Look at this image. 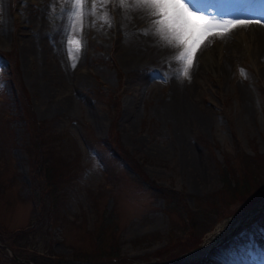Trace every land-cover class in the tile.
Listing matches in <instances>:
<instances>
[{"label": "rangeland", "instance_id": "rangeland-1", "mask_svg": "<svg viewBox=\"0 0 264 264\" xmlns=\"http://www.w3.org/2000/svg\"><path fill=\"white\" fill-rule=\"evenodd\" d=\"M230 1L254 11L248 14L253 20L263 13L264 0H209L204 2L208 20L231 22ZM94 3L96 11L75 31L80 25L69 28L71 21L62 14L66 0H0V51L15 54L35 121L58 134L60 152H78L80 166L77 177L62 185L58 203L43 202L36 224L17 231L30 226L35 208L22 147L24 120H7L21 116L22 109L9 79L10 63L0 58V182L5 185L0 188V264L4 259L32 264L33 252L64 259L75 252L90 256L113 241L126 264L172 241L181 242L173 253L183 254L169 264H264V227L261 243L246 228L252 208H262L257 216L264 213V199L243 208L226 191L219 171L228 164L241 176L242 154L264 155V51L258 58L250 45L238 42L235 58L226 62L212 46L191 80L184 69L175 70L183 45L174 39L176 46L166 51L154 45L155 39L168 43L155 31L158 16L144 12L141 18L118 0L106 7ZM106 12L111 26L100 18ZM223 31L214 28L206 35ZM73 36L81 42L78 52L67 43ZM113 117L129 161H116L117 151L105 150ZM214 202L228 205L214 211L209 206ZM186 207H202L208 215L184 227ZM210 241L215 245L206 248Z\"/></svg>", "mask_w": 264, "mask_h": 264}, {"label": "trees", "instance_id": "trees-1", "mask_svg": "<svg viewBox=\"0 0 264 264\" xmlns=\"http://www.w3.org/2000/svg\"><path fill=\"white\" fill-rule=\"evenodd\" d=\"M0 58L6 59L10 63L11 77L9 78L15 88H16V99L20 104L22 109L21 116H11L6 115L7 120L19 119L24 120V130L27 132L26 140H24L22 147L27 156V165L29 171V177L31 181V192L30 200L35 208V218L31 222L30 226L22 230H17L23 232L26 229L33 227L36 222L39 220V211L42 207V203H52L56 204L60 198V190L63 184H67L71 181L74 176L80 170L79 166V153L78 152H68L62 153L59 151V145L57 141L59 140L58 134L51 133L49 130L42 127V123L35 121L30 101L28 99L26 90L21 84V81L18 76L16 56L13 51L2 52L0 51ZM2 117V115H1ZM116 118L113 117V120L110 124V129L107 135L106 141L109 142V147L106 149L116 150L120 157L119 160L123 162L124 160L129 161L127 151L123 150L121 145L118 143V137L116 135ZM242 154V153H241ZM242 156L238 161L237 167L240 169L242 175L234 173V167H226L219 169L220 174H222L221 180L227 192H232V197L236 198L240 203L245 204L248 208L252 206L254 202L258 203L260 198L264 199V155L255 154L254 157ZM253 163L254 169H251L247 164ZM138 172L143 175L142 170L137 169ZM228 172L233 173L234 177L231 179L227 176ZM75 177V178H76ZM226 177V178H224ZM0 188H5V185L0 182ZM169 193L178 192L176 190L170 189L167 190ZM256 194L251 199L246 200L247 194ZM171 197L166 196V199ZM173 199V198H172ZM175 199V198H174ZM264 202V201H263ZM94 205L97 204L95 197L93 198ZM183 204V203H182ZM215 202L209 203V206L213 208L214 211L223 210L225 206L228 205L227 202H222L217 204ZM178 207H174V210L178 212ZM182 220L184 223L182 226L187 225L191 227V223H198V220L205 219V216L208 215L202 207H198L196 210H186ZM204 216V217H203ZM109 223H104L103 227H106ZM2 224L0 223V226ZM197 227V225H196ZM264 227V213L260 216L255 217L253 220L249 221L246 225V228L249 232L253 234V238L261 243V229ZM199 228V226L197 227ZM2 229V228H1ZM15 231L14 233H16ZM17 232V233H20ZM191 232V231H190ZM21 235V234H20ZM196 237V236H195ZM197 240V239H196ZM49 243V241H48ZM181 243V242H180ZM179 241H172L165 249L156 250L153 253H148L140 257L132 258V264H169V260L176 258V253L174 247L180 244ZM183 243V241H182ZM184 245V244H183ZM97 251L90 256H82L81 253H73L70 258L64 259L62 257L55 258L56 255H50L48 253H38L33 252L31 255H28L29 260L32 264H126L124 262L123 255L120 254V249L118 244L113 241L108 247H105L104 251L101 249L95 248ZM164 250V251H163ZM171 250V251H169ZM2 252L4 250L2 249ZM5 253V252H4ZM98 253L101 255H98ZM172 253V254H171ZM183 252H180L178 256H181ZM4 255V254H3ZM5 256V255H4ZM5 264H8L6 259L3 260ZM21 264H29L28 262H22ZM205 264H210V260L206 261Z\"/></svg>", "mask_w": 264, "mask_h": 264}, {"label": "snow or ice", "instance_id": "snow-or-ice-1", "mask_svg": "<svg viewBox=\"0 0 264 264\" xmlns=\"http://www.w3.org/2000/svg\"><path fill=\"white\" fill-rule=\"evenodd\" d=\"M100 7H106L109 0H97ZM67 7L62 9V14L65 19L71 21L69 28L79 24L80 27L75 28V31H81L83 26V18L86 14H91L96 11V3L94 0H66ZM121 7L131 8L146 12L149 16H158L159 19L154 21L157 25L155 31L161 34V38L171 44L174 39L179 44L183 45L184 50L176 57L177 60L186 61L184 67V75H188L187 69L191 67L192 54L199 37L193 36V13L189 11L184 0H118ZM189 3V2H188ZM111 26L112 20L108 13L100 17ZM197 21L202 22L201 35L207 34L214 28H223L229 30V26L236 27L232 22L217 24L207 20L203 16L195 17ZM65 37L68 34V28L64 29ZM221 35L223 33H220ZM69 45H75V51H79L81 42L75 36L68 40ZM71 54V49H70ZM75 67V64H73Z\"/></svg>", "mask_w": 264, "mask_h": 264}, {"label": "bare ground", "instance_id": "bare-ground-1", "mask_svg": "<svg viewBox=\"0 0 264 264\" xmlns=\"http://www.w3.org/2000/svg\"><path fill=\"white\" fill-rule=\"evenodd\" d=\"M206 1L208 2L209 0H184V2L188 6L189 11L193 13V36L199 37V40L196 43L194 52L192 54L191 67L188 68V75L189 74L191 75L192 78L191 80H193V78L196 75H198L199 68L201 67V60H203L206 55H210L213 52V50H211L213 48L212 46L214 47L217 46L220 55H222V57L224 58V60H226V62L227 61L229 62L230 60L235 58L234 48L237 46L238 42L250 45L253 48L252 50L254 55L257 56L258 58L261 56V54L264 51V9H263V13H260L258 16H255L257 17V19L253 20L248 14L253 15L254 11H250L251 10L250 8L249 9L242 7L235 8V4L233 3V1H230L229 10L231 9L232 11L228 16L234 18L232 19L231 22L233 24H236V27L229 26V30L227 31L224 30L223 32H218L215 34L201 35V28L199 27V25L202 22L197 21L195 17L203 16L207 20L210 18L209 17L210 10H208V6L204 5V2ZM190 8L192 10L199 9L201 11V14L200 15L195 14L193 11L190 10ZM137 11L141 15V18H143L144 11H140V10ZM217 13L219 14V11L215 12V14ZM220 33L223 34L221 35ZM151 38L153 39L154 37ZM160 41H157L156 43V39L153 40L154 45L156 47L164 46L163 47L164 51H166V46L167 47L176 46L173 45L172 43L166 44L165 41L163 40ZM167 52L168 54L171 53L170 50H168ZM175 61H176L175 70L180 72V69L181 70L184 69L186 61L182 62V60H177V59ZM215 234H218V232L216 231L214 234H212V236H214ZM215 237L217 238V236ZM215 243L216 242L211 243L210 241V245L212 246H214ZM207 245L209 246V244ZM229 261L231 262V260Z\"/></svg>", "mask_w": 264, "mask_h": 264}]
</instances>
